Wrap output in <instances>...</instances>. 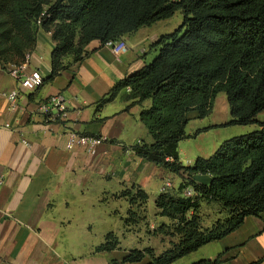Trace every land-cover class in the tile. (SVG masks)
I'll list each match as a JSON object with an SVG mask.
<instances>
[{"label": "crops", "instance_id": "crops-1", "mask_svg": "<svg viewBox=\"0 0 264 264\" xmlns=\"http://www.w3.org/2000/svg\"><path fill=\"white\" fill-rule=\"evenodd\" d=\"M166 22L125 36L126 49L120 54L99 42L91 43L87 57L52 82L46 80L51 76L55 46L51 35L40 29L36 47L23 64V75L38 71L44 79L34 92L21 89L0 63V264H149V257L141 262L126 259L133 251L149 248L160 256L178 242L166 239L162 229L174 222L160 215L156 200L163 193L184 197L179 191L182 179L134 151L138 145L152 144L141 122L151 102L132 104L125 99L129 90H123L101 105L116 84L156 59L158 50L151 47L174 32L165 30ZM14 91L19 96L12 103L7 97ZM58 95L67 102L66 118L42 114L39 105ZM215 110L214 105L205 119L189 115L185 133L190 138L178 146L184 167L204 158L189 154L185 164L184 144L231 121L227 109L220 119L214 118ZM206 120L211 121L205 124ZM70 132L96 137L101 143L91 151L67 150ZM193 179L202 185L210 183L209 176ZM136 189L148 195L145 204L133 206L124 196ZM129 211L138 215L136 223H127ZM199 215L202 226L211 228L225 212L217 204L201 202ZM109 235L117 245L102 250ZM219 257L218 264H264V214L247 218L221 241L174 264L214 262Z\"/></svg>", "mask_w": 264, "mask_h": 264}, {"label": "trees", "instance_id": "trees-1", "mask_svg": "<svg viewBox=\"0 0 264 264\" xmlns=\"http://www.w3.org/2000/svg\"><path fill=\"white\" fill-rule=\"evenodd\" d=\"M44 13L50 18L40 27L37 22ZM176 13H182L183 22L151 47L158 50L156 59L116 84L101 101L104 105L123 90H129L125 99L132 104L150 101L141 122L152 144L138 145L134 151L180 177V193L186 188L194 191L192 198L163 193L156 200L160 215L174 222L162 230L178 242L160 256L150 248L133 251L126 262L149 257V264H174L221 241L247 218L264 214V122L256 120L264 111V0H0V63L4 69L22 66L43 29L55 46L47 82L81 63L91 43L123 42L125 36ZM220 94L226 95L231 115L226 126L257 124L258 129L184 167L178 146L190 138L185 133L189 115L211 116ZM194 176H209L210 183L198 184ZM124 196L133 206L149 199L140 189ZM201 202L219 205L225 217L204 228ZM137 220L138 215L129 211L127 223ZM116 245L109 235L101 249L110 251ZM218 263L220 257L196 264Z\"/></svg>", "mask_w": 264, "mask_h": 264}, {"label": "built area", "instance_id": "built-area-1", "mask_svg": "<svg viewBox=\"0 0 264 264\" xmlns=\"http://www.w3.org/2000/svg\"><path fill=\"white\" fill-rule=\"evenodd\" d=\"M50 16L47 13H44L37 24L41 27L42 21L49 19ZM106 46L113 49L116 54H120L126 49V44L124 42H109ZM31 54L26 55V62L29 61ZM10 75L19 81L21 89L27 92H34L38 90L44 84V79L40 72L34 71L29 75H23V65L20 67L10 66L9 67ZM19 96V92L14 91L8 95V99L14 103ZM39 111L44 115H51L53 113L60 114L63 118L67 116V102L65 98L61 95L51 97L45 102L39 105ZM67 150H73L75 148H84L87 151L95 149L100 143L101 140L96 137L78 135L76 133L70 132L67 135ZM194 196V191L192 188H186L184 191L185 198H192Z\"/></svg>", "mask_w": 264, "mask_h": 264}, {"label": "rangeland", "instance_id": "rangeland-1", "mask_svg": "<svg viewBox=\"0 0 264 264\" xmlns=\"http://www.w3.org/2000/svg\"><path fill=\"white\" fill-rule=\"evenodd\" d=\"M167 21L166 25L163 27L168 32L175 31L183 22L182 13H178L173 16L171 19L165 20ZM215 114L214 118H222V113L224 109L229 111V106L227 102V97L224 94H220L216 99L215 104ZM226 111V110H225ZM211 119V118H210ZM257 122H264V111L257 116ZM206 123H209L211 120H206ZM258 129V125H250V126H226L219 129H213L208 134L203 135L200 139L193 140L189 144H184V149L182 151V158L186 164V156L189 154H199L200 157H208L211 156L224 142L239 136L246 135L248 133L253 132ZM199 152V153H197ZM169 232H165V237L167 240L171 239Z\"/></svg>", "mask_w": 264, "mask_h": 264}]
</instances>
